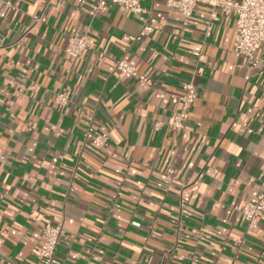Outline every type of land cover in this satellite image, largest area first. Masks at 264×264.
I'll list each match as a JSON object with an SVG mask.
<instances>
[{
    "label": "crops",
    "instance_id": "crops-1",
    "mask_svg": "<svg viewBox=\"0 0 264 264\" xmlns=\"http://www.w3.org/2000/svg\"><path fill=\"white\" fill-rule=\"evenodd\" d=\"M5 1L0 264H37L45 222L62 230L54 264H264V211L251 229L240 211L264 188V46L255 67L233 53V14L197 3L184 25L166 0H137L156 23L136 39L147 14L120 5ZM77 32L92 47L71 58ZM190 79L197 99L174 132ZM88 124L105 146L84 141Z\"/></svg>",
    "mask_w": 264,
    "mask_h": 264
},
{
    "label": "built area",
    "instance_id": "built-area-1",
    "mask_svg": "<svg viewBox=\"0 0 264 264\" xmlns=\"http://www.w3.org/2000/svg\"><path fill=\"white\" fill-rule=\"evenodd\" d=\"M9 3L0 0V4ZM197 3L207 4L208 6H221L226 17L233 14L234 16V38L232 44L233 53L240 59L248 61L251 66L255 67L260 62L257 55L258 49L264 46V0H166V4L178 11L185 25L192 15ZM109 4L120 5L135 14L146 13L147 17L143 22L138 36L147 35L154 30L156 19L137 4V0H95L93 6L94 12L101 10ZM3 16V12L0 13ZM35 21H39L40 16H35ZM92 47L91 41L85 32H77L68 38L64 48L65 53L71 58L79 57L85 50ZM200 52L199 47L192 50V54L197 56ZM115 70L121 72L127 77L136 78L146 81L142 74L131 66L123 58H119L114 64ZM68 94L58 93L55 95V101L59 104L67 102ZM176 103V108L171 114L167 127L179 132L184 128L189 119L192 105L197 99L196 86L190 79L182 84L181 93L172 96ZM160 123L156 122L154 128L157 129ZM84 141L94 148H100L106 145L107 137L98 133L91 124L85 128L83 133ZM5 162V158L0 154V167ZM260 169L264 174V160L261 161ZM245 221L246 228L251 229L256 226L259 216L264 211V188L257 193L252 202H246L240 209ZM42 242L37 253V264H54L55 252L60 238L62 237L61 226L51 222L43 223L39 228ZM1 243V242H0Z\"/></svg>",
    "mask_w": 264,
    "mask_h": 264
}]
</instances>
